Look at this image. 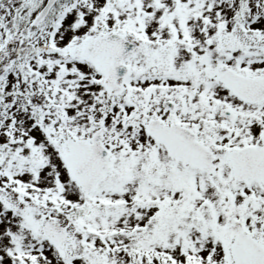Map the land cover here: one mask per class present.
Instances as JSON below:
<instances>
[{
    "label": "snow or ice",
    "instance_id": "obj_1",
    "mask_svg": "<svg viewBox=\"0 0 264 264\" xmlns=\"http://www.w3.org/2000/svg\"><path fill=\"white\" fill-rule=\"evenodd\" d=\"M0 264H264V0H0Z\"/></svg>",
    "mask_w": 264,
    "mask_h": 264
}]
</instances>
